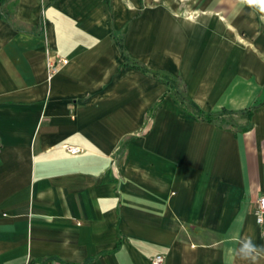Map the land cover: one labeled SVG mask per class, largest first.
I'll use <instances>...</instances> for the list:
<instances>
[{
	"label": "crops",
	"instance_id": "obj_1",
	"mask_svg": "<svg viewBox=\"0 0 264 264\" xmlns=\"http://www.w3.org/2000/svg\"><path fill=\"white\" fill-rule=\"evenodd\" d=\"M0 12L14 21L0 15V264H225L238 238L264 245V14L239 0H0ZM113 36L201 110L226 112L182 109L123 64ZM48 56L67 59L49 79Z\"/></svg>",
	"mask_w": 264,
	"mask_h": 264
},
{
	"label": "trees",
	"instance_id": "obj_2",
	"mask_svg": "<svg viewBox=\"0 0 264 264\" xmlns=\"http://www.w3.org/2000/svg\"><path fill=\"white\" fill-rule=\"evenodd\" d=\"M0 15L7 19L9 22L13 23V18L11 17L12 15L7 16L5 12H0ZM115 41L117 42V45L120 50V54L123 58V64L124 65H129L131 67H134L136 69H139L143 72L149 73L151 76L159 79L162 83L165 84L166 86V92L165 94H169L175 103H177L182 109L186 110L190 114H194L196 117H200L206 121H213L215 120L216 116L218 114H221L222 112L226 111H221L219 113H214V112H204L201 110L198 105L187 95L186 93V86L185 83L176 76L171 75L170 73L164 71V70H151L145 67L144 64L141 62L129 57L127 54L126 50L123 47V44L120 39L116 38L113 36ZM163 96L159 97L157 102L148 110L147 116L150 117L153 115L154 110L160 105V103L163 100ZM264 103V100H263ZM252 108H248L244 110L247 114L251 113ZM229 112V111H227Z\"/></svg>",
	"mask_w": 264,
	"mask_h": 264
},
{
	"label": "clouds",
	"instance_id": "obj_3",
	"mask_svg": "<svg viewBox=\"0 0 264 264\" xmlns=\"http://www.w3.org/2000/svg\"><path fill=\"white\" fill-rule=\"evenodd\" d=\"M239 2L264 14V0H239ZM237 221L242 223L243 217L238 216ZM227 239L231 242V235ZM236 245L226 250L225 264H234L236 259L245 264H258V261L264 258V245H257L251 238H238Z\"/></svg>",
	"mask_w": 264,
	"mask_h": 264
},
{
	"label": "built area",
	"instance_id": "obj_4",
	"mask_svg": "<svg viewBox=\"0 0 264 264\" xmlns=\"http://www.w3.org/2000/svg\"><path fill=\"white\" fill-rule=\"evenodd\" d=\"M48 53V50H47ZM48 55V54H47ZM67 62V59L61 57H52L48 56L47 58V69L49 79L59 68ZM60 147L70 154L80 153L82 148L78 145H72L69 143H62ZM254 214L256 222L261 224L264 219V194H261L257 197L254 207ZM163 255L155 254L151 257V264H163Z\"/></svg>",
	"mask_w": 264,
	"mask_h": 264
}]
</instances>
